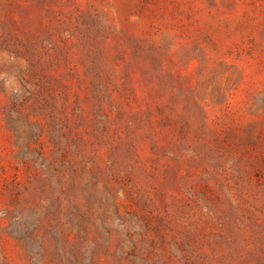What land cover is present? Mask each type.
I'll use <instances>...</instances> for the list:
<instances>
[{"label":"rangeland","instance_id":"1","mask_svg":"<svg viewBox=\"0 0 264 264\" xmlns=\"http://www.w3.org/2000/svg\"><path fill=\"white\" fill-rule=\"evenodd\" d=\"M0 264H264V0H0Z\"/></svg>","mask_w":264,"mask_h":264}]
</instances>
